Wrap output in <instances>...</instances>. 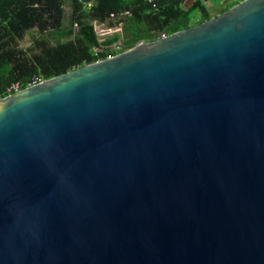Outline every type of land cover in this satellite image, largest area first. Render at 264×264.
<instances>
[{
	"label": "water",
	"instance_id": "water-1",
	"mask_svg": "<svg viewBox=\"0 0 264 264\" xmlns=\"http://www.w3.org/2000/svg\"><path fill=\"white\" fill-rule=\"evenodd\" d=\"M0 264H264V0L0 99Z\"/></svg>",
	"mask_w": 264,
	"mask_h": 264
},
{
	"label": "trees",
	"instance_id": "trees-1",
	"mask_svg": "<svg viewBox=\"0 0 264 264\" xmlns=\"http://www.w3.org/2000/svg\"><path fill=\"white\" fill-rule=\"evenodd\" d=\"M222 1L0 0V96L5 98L13 84L26 88L34 77L54 79L140 42L152 43L201 25L244 0L219 8ZM96 24L122 31L101 42Z\"/></svg>",
	"mask_w": 264,
	"mask_h": 264
},
{
	"label": "built area",
	"instance_id": "built-area-1",
	"mask_svg": "<svg viewBox=\"0 0 264 264\" xmlns=\"http://www.w3.org/2000/svg\"><path fill=\"white\" fill-rule=\"evenodd\" d=\"M78 1L82 2L83 0H78ZM149 1L152 2L153 0H149ZM89 6H91V4ZM95 28H96V31H97L99 37L101 38V42L104 41V38H106L108 36H112L114 34V33H112V29L104 28V26H102V25H97L96 24L95 25ZM119 31H122L121 27H119ZM167 37L168 36L163 35L161 39H165ZM95 51H96V53H99L100 52L98 49H95ZM114 57H115V55L110 54V55L107 56V58L105 60H109V59H112ZM101 61H104V60H98L96 63H99ZM46 81L47 80L44 77H38V76L37 77H34L32 79V81L28 84V86L26 88L35 87L37 85H40V84L45 83ZM26 88H24L23 85H21L20 83L13 84L7 90V96L6 97H9V96H11L13 94L19 93V92L23 91ZM0 99H3V97L0 96Z\"/></svg>",
	"mask_w": 264,
	"mask_h": 264
},
{
	"label": "rangeland",
	"instance_id": "rangeland-1",
	"mask_svg": "<svg viewBox=\"0 0 264 264\" xmlns=\"http://www.w3.org/2000/svg\"><path fill=\"white\" fill-rule=\"evenodd\" d=\"M234 0H223L221 3H220V7L219 8H221V6H224L227 2H233ZM208 6H209V8H211L212 9V7H213V5L212 4H208ZM217 8V7H216ZM218 8V9H219ZM217 9V10H218ZM65 10H66V15H67V17H70V15H71V12H72V9H71V5H70V3H67L66 4V6H65ZM212 11V10H211ZM212 14L213 15H215L216 14V11H212ZM119 32H121V31H119V28L118 29H112V33H119ZM112 35V34H111ZM25 46H27V43H25Z\"/></svg>",
	"mask_w": 264,
	"mask_h": 264
},
{
	"label": "crops",
	"instance_id": "crops-1",
	"mask_svg": "<svg viewBox=\"0 0 264 264\" xmlns=\"http://www.w3.org/2000/svg\"><path fill=\"white\" fill-rule=\"evenodd\" d=\"M118 29V28H117ZM120 33V32H119Z\"/></svg>",
	"mask_w": 264,
	"mask_h": 264
}]
</instances>
